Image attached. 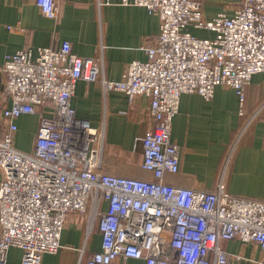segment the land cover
I'll return each instance as SVG.
<instances>
[{
  "label": "built area",
  "instance_id": "2783aa9c",
  "mask_svg": "<svg viewBox=\"0 0 264 264\" xmlns=\"http://www.w3.org/2000/svg\"><path fill=\"white\" fill-rule=\"evenodd\" d=\"M53 18L56 0H35ZM157 12L156 41L142 46L146 60H132L117 80L100 77L101 59L29 47L6 53L0 64V264L9 247L22 264H39L62 247L66 215L91 210L98 218L100 249L84 264H229L238 254L224 240L254 242L264 251V200L227 192L222 183L199 190L172 183L178 149L171 123L180 96L205 99L216 86L235 90L239 101L255 73L264 72V0H238L231 13L205 19L201 0H121ZM210 32L200 36L191 29ZM78 80L100 82L129 102L148 99L152 126L139 138L144 177L103 170L102 128L76 116L71 97ZM36 114L30 151L16 148V119ZM106 204L104 210L100 205ZM264 264V257L251 260Z\"/></svg>",
  "mask_w": 264,
  "mask_h": 264
},
{
  "label": "crops",
  "instance_id": "0c3cea01",
  "mask_svg": "<svg viewBox=\"0 0 264 264\" xmlns=\"http://www.w3.org/2000/svg\"><path fill=\"white\" fill-rule=\"evenodd\" d=\"M203 17L231 13L238 0H201ZM53 18L45 16L35 0H0V64L6 53L22 48L57 49L67 40L71 52L101 59L100 77L120 78L126 64L146 60L142 46L156 41L160 17L157 12L121 0H56ZM200 36L211 33L191 29ZM76 116L102 128L101 162L104 171L144 177L139 138L151 128L148 99L138 95L132 102L120 91H105L100 82L78 80L71 97ZM16 136H35L36 114L16 119ZM33 128V129H32ZM171 139L178 149V170L167 178L175 184L199 190H213L222 183L233 195L264 200V72L255 73L244 87L240 102L234 89L216 86L211 98L196 93L180 96L172 119ZM34 140V139H33ZM30 151V150H29ZM106 204L100 205L104 210ZM98 218L91 210L66 215L56 253H43L39 264H84L87 256L100 249ZM221 248L242 260L229 264H252L264 257L254 242L224 240ZM20 248L7 250L6 264H22ZM127 264H144L130 259Z\"/></svg>",
  "mask_w": 264,
  "mask_h": 264
},
{
  "label": "rangeland",
  "instance_id": "374dc122",
  "mask_svg": "<svg viewBox=\"0 0 264 264\" xmlns=\"http://www.w3.org/2000/svg\"><path fill=\"white\" fill-rule=\"evenodd\" d=\"M28 132L24 133L21 136H16L14 139V143L16 148H18L21 151H29L32 147L34 135L33 130L28 126ZM33 129V128H32Z\"/></svg>",
  "mask_w": 264,
  "mask_h": 264
},
{
  "label": "water",
  "instance_id": "95a60500",
  "mask_svg": "<svg viewBox=\"0 0 264 264\" xmlns=\"http://www.w3.org/2000/svg\"><path fill=\"white\" fill-rule=\"evenodd\" d=\"M1 91H2V83H1V75H0V94H1Z\"/></svg>",
  "mask_w": 264,
  "mask_h": 264
}]
</instances>
